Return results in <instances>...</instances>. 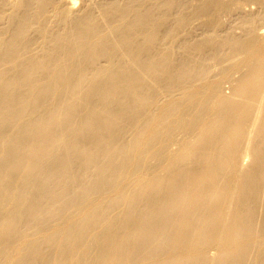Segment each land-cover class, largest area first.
I'll return each instance as SVG.
<instances>
[{
	"label": "bare ground",
	"instance_id": "1",
	"mask_svg": "<svg viewBox=\"0 0 264 264\" xmlns=\"http://www.w3.org/2000/svg\"><path fill=\"white\" fill-rule=\"evenodd\" d=\"M77 4L0 0V264H264V0Z\"/></svg>",
	"mask_w": 264,
	"mask_h": 264
},
{
	"label": "rangeland",
	"instance_id": "2",
	"mask_svg": "<svg viewBox=\"0 0 264 264\" xmlns=\"http://www.w3.org/2000/svg\"><path fill=\"white\" fill-rule=\"evenodd\" d=\"M66 1H67V0H66ZM68 1H69V0H68ZM73 1H74V3H78L77 6L81 4V0H73ZM76 1H77V2H76Z\"/></svg>",
	"mask_w": 264,
	"mask_h": 264
}]
</instances>
